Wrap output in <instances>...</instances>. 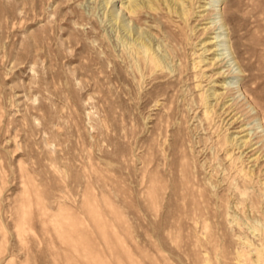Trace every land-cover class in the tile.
Segmentation results:
<instances>
[{
    "label": "rangeland",
    "instance_id": "374dc122",
    "mask_svg": "<svg viewBox=\"0 0 264 264\" xmlns=\"http://www.w3.org/2000/svg\"><path fill=\"white\" fill-rule=\"evenodd\" d=\"M0 0V264H264V0Z\"/></svg>",
    "mask_w": 264,
    "mask_h": 264
},
{
    "label": "bare ground",
    "instance_id": "6f19581e",
    "mask_svg": "<svg viewBox=\"0 0 264 264\" xmlns=\"http://www.w3.org/2000/svg\"><path fill=\"white\" fill-rule=\"evenodd\" d=\"M116 1H119L123 4L124 0H112V2H108V5L109 4L115 5L114 3ZM128 4L129 6L128 8H125V10L128 11V14H132L133 16H135V14L138 12V7H141L139 5V0H129Z\"/></svg>",
    "mask_w": 264,
    "mask_h": 264
}]
</instances>
